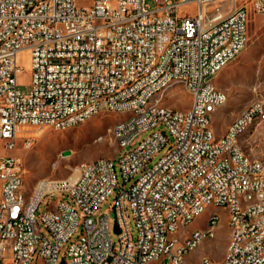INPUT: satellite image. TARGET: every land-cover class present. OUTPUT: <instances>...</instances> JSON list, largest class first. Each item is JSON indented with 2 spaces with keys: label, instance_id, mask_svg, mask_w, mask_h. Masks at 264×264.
Instances as JSON below:
<instances>
[{
  "label": "built area",
  "instance_id": "2783aa9c",
  "mask_svg": "<svg viewBox=\"0 0 264 264\" xmlns=\"http://www.w3.org/2000/svg\"><path fill=\"white\" fill-rule=\"evenodd\" d=\"M147 1L0 0V141L8 152L19 139L24 149L32 147L25 128L61 130L103 109L129 115L112 130L124 141V159L76 165L70 184L50 185L47 178L28 192L23 158L0 156V264H39V258L46 264H153L168 232L179 228L180 235V220L189 227L200 208L224 212L232 244L221 262L204 257L197 264H264V162L235 144L247 118L264 122V102L243 111L221 138L211 114V105L221 109L228 102L224 90L212 96L213 77L249 42L247 0H233L229 13L211 19L207 8L221 0H151L155 8ZM250 1L264 16V0ZM191 5L194 17L179 13ZM25 49L32 56L26 95L17 83V58ZM177 82L191 86L185 111L160 100ZM148 103H161V111L148 110ZM69 113L77 120L69 121ZM116 161L123 182L134 181L128 189L118 180ZM114 195L117 241L109 216L100 214ZM239 202H247V211ZM179 235L169 262L186 261L181 250L191 246L179 244ZM203 235L211 231L196 241Z\"/></svg>",
  "mask_w": 264,
  "mask_h": 264
},
{
  "label": "rangeland",
  "instance_id": "374dc122",
  "mask_svg": "<svg viewBox=\"0 0 264 264\" xmlns=\"http://www.w3.org/2000/svg\"><path fill=\"white\" fill-rule=\"evenodd\" d=\"M89 0H79L82 6H88ZM147 4L155 8V2L148 0ZM163 5V0H160ZM233 0H221L211 4L207 8V18L211 19L219 14L226 15L232 9ZM250 10V20L248 25L249 42L247 48L241 55L227 66L215 79L216 86L225 90L229 95L228 103L225 107L230 108L235 114L229 117L230 122L239 114L248 109L256 102H264V16L258 14L251 6V1L247 0ZM182 16H195L197 6L191 5L182 7L179 11ZM20 73L17 77L19 90L28 94L31 90L32 76V56L31 51L25 49L21 51L17 58ZM170 100L167 104L175 109L185 111L190 108L192 97L181 86L170 91ZM174 96V97H173ZM124 117L116 112L102 111L88 122L68 130H55L51 128H25L22 129L23 137L33 139V145L29 149H24L23 140L19 139L14 151H7L4 142L0 141V156L18 155L21 156L25 164V189L30 192L38 183H45L47 178L50 182L59 183L72 179L75 180L74 168L81 163L96 161L101 158L115 159L120 155L118 144L110 134V128L121 121ZM227 119L223 121V125ZM153 131L144 134L142 139L147 138ZM242 149L252 158L260 159L264 162V122L256 123L245 135L241 137ZM168 144L150 163L155 165L167 153ZM119 153V154H118ZM66 154V155H65ZM68 156V157H66ZM116 164V173L120 184L128 189L134 181L125 184L121 171ZM115 196L108 199L100 210V214L109 216V226L114 241L118 237L114 232L116 224L115 213L111 209ZM48 200L40 208V212L46 209ZM131 228L137 237V229L129 211ZM208 213L196 218L189 227V230H205L207 227ZM46 236L51 237L45 229ZM230 241V230L227 218L222 212L221 221L216 227L214 237L206 239L196 250L191 252L184 264H197L204 257L210 258L214 262H221L226 256V250ZM66 248L63 249L60 259L65 255ZM156 264V263H153Z\"/></svg>",
  "mask_w": 264,
  "mask_h": 264
},
{
  "label": "bare ground",
  "instance_id": "6f19581e",
  "mask_svg": "<svg viewBox=\"0 0 264 264\" xmlns=\"http://www.w3.org/2000/svg\"><path fill=\"white\" fill-rule=\"evenodd\" d=\"M238 57H230V64L236 60ZM217 76L213 77L212 81V96L214 97H221V92L223 90L219 89L216 86L215 79ZM183 87L188 93H191V86H187V83L185 82H177L170 86V90L162 91L160 92V100L161 101H167V99L170 97V91L176 87ZM174 97V96H173ZM148 110L153 111H161V103H148ZM219 110V105H211V114L216 113ZM103 111H110V112H116L115 109H103ZM99 113H87L83 120L77 122V123H71L69 124V127H64L61 129V131L72 129L74 127H78L86 122H88L90 119L94 118ZM124 118L116 123L112 128H110V134L112 135L113 139L116 141V130L118 127L123 126V123L129 122V115H122ZM77 120V113H69V121H76ZM257 123V118H247L246 124L242 126L240 132L238 134H235V144L238 147H241V137L245 135L255 124ZM116 143L119 146L120 155L115 158V160H123L124 159V141H116ZM119 154V153H118ZM68 157V156H66ZM99 160V159H98ZM92 161V162H97ZM74 173H76V168H74ZM261 175H264V167H261ZM72 179L66 180L61 182L62 184H70ZM59 183V184H61ZM50 185H58L56 182H50ZM23 188L25 189L24 185V179H23ZM239 209L240 211H247V202H239ZM205 213H208L207 216V227L205 230H199L195 229L190 231L189 227L194 222L196 218H191L189 221V227L187 225V220H180V235H179V228H172L170 232L166 235V240L164 242V247L162 249H159V258L156 261V264H184L183 261H173L169 262L170 255H175V249H176V242L178 240L179 235V244L182 246H191L189 248L181 250V259L187 258V256L196 250L206 239L212 238L215 235L216 227H218L221 216L219 215L218 211H208V208H200L199 209V217L204 215ZM230 230V241L229 245L232 244V227L229 226ZM211 231V235H203V239H199L196 241L197 237L201 236V234H204L206 232ZM228 245V246H229ZM203 259L199 262L202 263ZM39 264H46V258H39ZM205 264H212V262H205Z\"/></svg>",
  "mask_w": 264,
  "mask_h": 264
},
{
  "label": "crops",
  "instance_id": "0c3cea01",
  "mask_svg": "<svg viewBox=\"0 0 264 264\" xmlns=\"http://www.w3.org/2000/svg\"><path fill=\"white\" fill-rule=\"evenodd\" d=\"M228 100H229V95H228ZM234 114H235V112L234 111H231L230 108H227V107L223 106L221 109H219L216 113H214L212 115V125H213V129H214L215 134H216V136L218 138H221V137H223L226 134V132L228 130V127L233 122V121L230 122L229 117L232 116V115H234ZM224 119L225 120L227 119V123H225V125H223Z\"/></svg>",
  "mask_w": 264,
  "mask_h": 264
},
{
  "label": "water",
  "instance_id": "95a60500",
  "mask_svg": "<svg viewBox=\"0 0 264 264\" xmlns=\"http://www.w3.org/2000/svg\"><path fill=\"white\" fill-rule=\"evenodd\" d=\"M66 155V154H65Z\"/></svg>",
  "mask_w": 264,
  "mask_h": 264
}]
</instances>
